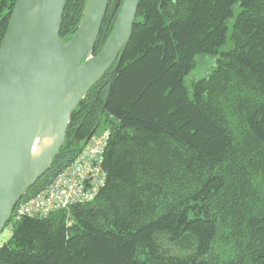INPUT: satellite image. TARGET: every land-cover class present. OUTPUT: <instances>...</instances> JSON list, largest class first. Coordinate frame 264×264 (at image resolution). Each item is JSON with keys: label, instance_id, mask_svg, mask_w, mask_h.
Here are the masks:
<instances>
[{"label": "trees", "instance_id": "obj_1", "mask_svg": "<svg viewBox=\"0 0 264 264\" xmlns=\"http://www.w3.org/2000/svg\"><path fill=\"white\" fill-rule=\"evenodd\" d=\"M121 2L109 0L93 55ZM14 3L0 0V42ZM84 4L67 0L62 42ZM197 54L215 65L187 84ZM100 125L105 185L92 201L13 223L0 264H264V0H139L120 60L73 110L21 200Z\"/></svg>", "mask_w": 264, "mask_h": 264}, {"label": "water", "instance_id": "obj_2", "mask_svg": "<svg viewBox=\"0 0 264 264\" xmlns=\"http://www.w3.org/2000/svg\"><path fill=\"white\" fill-rule=\"evenodd\" d=\"M138 1L122 0L108 37L93 55L109 0H85L67 42L59 37L67 0H15L0 42V233L58 154L73 110L120 60ZM44 135L52 142L33 158V143Z\"/></svg>", "mask_w": 264, "mask_h": 264}, {"label": "built area", "instance_id": "obj_3", "mask_svg": "<svg viewBox=\"0 0 264 264\" xmlns=\"http://www.w3.org/2000/svg\"><path fill=\"white\" fill-rule=\"evenodd\" d=\"M109 137L107 128L98 135H90L77 155L44 189L16 204L8 217L9 229L24 217L41 218L52 211L92 201L106 182L103 162Z\"/></svg>", "mask_w": 264, "mask_h": 264}, {"label": "rangeland", "instance_id": "obj_4", "mask_svg": "<svg viewBox=\"0 0 264 264\" xmlns=\"http://www.w3.org/2000/svg\"><path fill=\"white\" fill-rule=\"evenodd\" d=\"M215 56L206 55V54H197L196 66L195 68L185 77L186 83H190L193 79L201 78L203 75H206L212 70L215 65ZM103 129V126L100 125L95 131V135H98ZM11 229L9 227H4L0 233V243L7 240L10 237Z\"/></svg>", "mask_w": 264, "mask_h": 264}, {"label": "bare ground", "instance_id": "obj_5", "mask_svg": "<svg viewBox=\"0 0 264 264\" xmlns=\"http://www.w3.org/2000/svg\"><path fill=\"white\" fill-rule=\"evenodd\" d=\"M51 142L52 140L45 135L36 137L32 147V157H37Z\"/></svg>", "mask_w": 264, "mask_h": 264}]
</instances>
